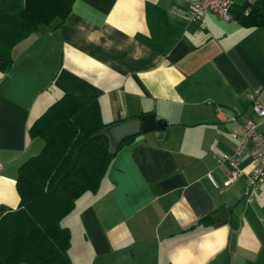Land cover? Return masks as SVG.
<instances>
[{"label":"crops","instance_id":"obj_1","mask_svg":"<svg viewBox=\"0 0 264 264\" xmlns=\"http://www.w3.org/2000/svg\"><path fill=\"white\" fill-rule=\"evenodd\" d=\"M23 1L0 0V19ZM187 7L73 0L61 24L10 45L14 23L0 24H12L0 40L11 60L0 71V206H18V168L44 144L31 126L63 95L95 99L106 126L146 113L165 123L122 144L62 219L71 264H264V182L247 197L243 177L223 186L230 167L215 161L236 146L232 132L256 122L247 94L259 89L264 104V26L213 12L190 21ZM240 167L252 170L248 151ZM222 207L228 220L217 224Z\"/></svg>","mask_w":264,"mask_h":264},{"label":"trees","instance_id":"obj_2","mask_svg":"<svg viewBox=\"0 0 264 264\" xmlns=\"http://www.w3.org/2000/svg\"><path fill=\"white\" fill-rule=\"evenodd\" d=\"M73 0H24L17 16L0 19L12 25V41L30 34L39 24H61ZM232 19L247 25L264 26V0L234 5ZM10 31V30H9ZM11 32V31H10ZM8 49H0V71L10 65ZM97 101L63 95L51 104L31 126V133L43 141L41 151L18 168L15 209L0 206V264H71L68 250L70 231L62 219L85 192L95 191L116 152L131 136L111 151Z\"/></svg>","mask_w":264,"mask_h":264},{"label":"built area","instance_id":"obj_3","mask_svg":"<svg viewBox=\"0 0 264 264\" xmlns=\"http://www.w3.org/2000/svg\"><path fill=\"white\" fill-rule=\"evenodd\" d=\"M253 2L254 0H244V2ZM188 7L186 18L190 21H205V15L213 12L217 17L225 21L232 20V8L235 0H187ZM259 89L248 93L246 98L249 101L250 110L256 117V122L246 119L240 126V130L232 132L231 136L237 140L233 151L225 153L215 159L217 164H227L230 171L223 182L227 187L236 179L243 177L245 180L244 194L247 197L255 194L264 182V104L257 99ZM261 126L259 131L257 127ZM248 151L253 168L245 173L240 167V160ZM1 168V162H0ZM210 180L217 187V183L211 177Z\"/></svg>","mask_w":264,"mask_h":264},{"label":"water","instance_id":"obj_4","mask_svg":"<svg viewBox=\"0 0 264 264\" xmlns=\"http://www.w3.org/2000/svg\"><path fill=\"white\" fill-rule=\"evenodd\" d=\"M158 128L161 132L165 128V123L155 118L153 113H146L138 117L118 121L110 125L104 126L99 134L104 135L108 139L110 150L113 152L117 149L124 138L136 135L141 131H150ZM215 223L222 224L228 220V210L225 207L220 208L218 214L214 215Z\"/></svg>","mask_w":264,"mask_h":264}]
</instances>
